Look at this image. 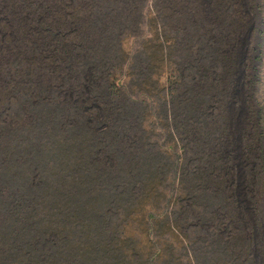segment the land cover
<instances>
[{"label": "trees", "instance_id": "trees-1", "mask_svg": "<svg viewBox=\"0 0 264 264\" xmlns=\"http://www.w3.org/2000/svg\"><path fill=\"white\" fill-rule=\"evenodd\" d=\"M145 1L0 0V264H173L135 225L190 264H264L263 108L243 131L253 223L228 146L240 0H154L128 51Z\"/></svg>", "mask_w": 264, "mask_h": 264}, {"label": "rangeland", "instance_id": "rangeland-1", "mask_svg": "<svg viewBox=\"0 0 264 264\" xmlns=\"http://www.w3.org/2000/svg\"><path fill=\"white\" fill-rule=\"evenodd\" d=\"M145 2L142 33L136 38L132 36L125 39L124 47L128 51L140 47L139 44L143 38L149 37L151 32L156 30L153 25L155 16L154 0H146ZM240 4L246 20L238 36L230 77L231 89L227 104L228 146L235 172V196L248 219L253 223L254 208L258 211H260V208L257 203L250 204L249 201V197L257 191V186L252 183V172L247 164L243 131L250 112L257 111L258 107L264 109V9L260 7L259 10L255 0H240ZM166 70L168 69L166 68ZM166 70L161 73V78H159V84L161 85L168 76ZM124 78L128 80L126 70L122 75L123 81H125ZM158 141L163 148L168 145L164 137L160 136ZM174 151H177V149L175 148L173 153H175ZM257 171L261 173L260 170ZM164 228L157 227L151 230L148 228L142 229L135 225L133 232L139 238L145 239L142 242L147 250L150 249L152 242H158L160 245L163 244V247L171 249L168 254H172L173 264H190L188 249L179 241L175 232L172 233Z\"/></svg>", "mask_w": 264, "mask_h": 264}]
</instances>
